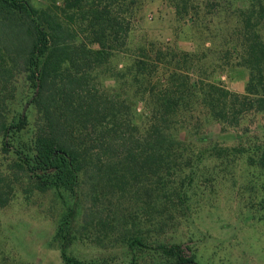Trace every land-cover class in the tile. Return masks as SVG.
I'll return each instance as SVG.
<instances>
[{
	"label": "trees",
	"instance_id": "1",
	"mask_svg": "<svg viewBox=\"0 0 264 264\" xmlns=\"http://www.w3.org/2000/svg\"><path fill=\"white\" fill-rule=\"evenodd\" d=\"M61 1V8L37 9L29 0H0V150L17 146L13 180L63 204L54 233L61 264H92L70 255L76 243L123 250L126 260L117 264H201L174 236L190 222L193 182L206 176L207 163L242 156L264 171V140L209 152L202 131L216 124L224 132L247 113H264V38L255 29L264 0L237 22L244 34L240 47L230 43L233 55L202 62L207 56L142 51L118 70L110 63L126 47L124 0ZM232 65L249 72L242 95L209 82ZM16 78L29 97L11 116ZM27 105L35 119L26 147ZM11 191L0 184V208Z\"/></svg>",
	"mask_w": 264,
	"mask_h": 264
},
{
	"label": "rangeland",
	"instance_id": "2",
	"mask_svg": "<svg viewBox=\"0 0 264 264\" xmlns=\"http://www.w3.org/2000/svg\"><path fill=\"white\" fill-rule=\"evenodd\" d=\"M29 2L37 9L62 7L61 0ZM257 9L254 0H124L119 13L128 24L126 47L111 60L110 67L121 69L128 62V54L142 51L150 55L181 51L207 56L202 62L218 61L219 52L235 54L230 43L234 40L240 47L244 34L237 22L242 14ZM255 29L263 39L264 20ZM208 79L230 93L242 95L249 72L243 67L223 66ZM104 85L109 88L113 83L105 81ZM28 97L23 79L16 78L11 116L23 109ZM136 109L137 119L142 121L140 105ZM25 111L28 126L20 134V143L27 147L35 114L30 105ZM202 131L209 140L205 146L209 152L214 146L238 148L240 139L243 143L246 139L261 142L264 113H247L238 126L227 127L224 132L216 124ZM16 147L8 154L0 150V184L12 189L9 201L0 208V264H61L54 233L63 204L51 191L38 193L25 180H13L10 165L15 161ZM233 159L228 164L207 163L206 176L195 180L188 193L190 222L174 234L184 237L181 239L194 249L201 264H264V171L249 166L244 156ZM68 251L92 264L126 260V252L119 248L98 249L87 243H76Z\"/></svg>",
	"mask_w": 264,
	"mask_h": 264
}]
</instances>
